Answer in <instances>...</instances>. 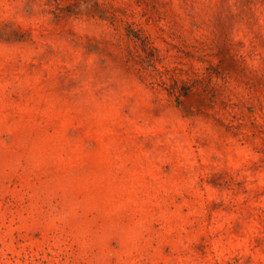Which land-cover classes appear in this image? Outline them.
I'll list each match as a JSON object with an SVG mask.
<instances>
[{"label": "rangeland", "instance_id": "374dc122", "mask_svg": "<svg viewBox=\"0 0 264 264\" xmlns=\"http://www.w3.org/2000/svg\"><path fill=\"white\" fill-rule=\"evenodd\" d=\"M0 264H264V0H0Z\"/></svg>", "mask_w": 264, "mask_h": 264}]
</instances>
